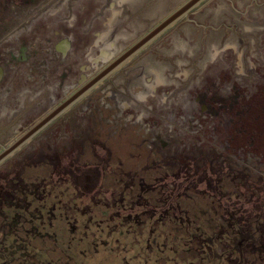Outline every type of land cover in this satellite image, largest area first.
Returning a JSON list of instances; mask_svg holds the SVG:
<instances>
[{
  "label": "flooded vegetation",
  "instance_id": "flooded-vegetation-1",
  "mask_svg": "<svg viewBox=\"0 0 264 264\" xmlns=\"http://www.w3.org/2000/svg\"><path fill=\"white\" fill-rule=\"evenodd\" d=\"M254 1L255 7L232 10L231 23H196L191 37L199 49L185 56L194 69L181 72L179 62L180 73H169L166 82L170 68L159 58L178 60L186 51L175 35L163 39L167 30L97 80L164 17H145L146 0H0V152L79 93L3 161L46 155L50 178L58 175L60 183L47 179L31 190L21 184L22 196L2 213L45 238L34 203L51 197L47 218L59 206L68 220L84 215L85 227L106 225L107 235L119 230L142 242L140 254L151 264H196L180 262L179 254L197 252L198 240L202 264H223L250 245L263 263L264 0ZM245 18L256 22L241 31ZM131 20L135 26L124 24ZM182 135L190 155H181ZM37 139L47 151H23ZM88 144L99 146L87 152ZM182 192L194 207L212 206L206 219L186 214ZM70 228L77 231L75 223ZM33 237L28 231L23 251L35 245ZM16 238L0 235V255Z\"/></svg>",
  "mask_w": 264,
  "mask_h": 264
},
{
  "label": "rangeland",
  "instance_id": "rangeland-1",
  "mask_svg": "<svg viewBox=\"0 0 264 264\" xmlns=\"http://www.w3.org/2000/svg\"><path fill=\"white\" fill-rule=\"evenodd\" d=\"M135 1L136 0H133V2ZM185 1L186 0H146L144 9L145 17L148 16L150 20L151 18L158 17L156 18L157 20L164 15V17L159 21H155L154 23L150 24V27H153L155 24H159ZM209 1L210 3L207 2L205 4L201 2L202 4L200 3L198 5L199 7H201V10L197 11V14H191L190 12L193 10L192 9L187 15H185L187 16V19L182 17L183 19L180 21L182 27L179 28L177 32H174V27H172L176 22L166 29L167 32L165 33L163 39L171 41L173 35H175V45L177 44L179 47L186 50L184 52V57L178 60H175V54H171V56L169 55L167 57L165 56L164 58H159L158 56L159 62L164 65V68H170V70L168 71L164 69L166 82H168V79H170L171 77L169 73L172 72L175 74V72H179L177 70L179 62L181 72L186 73L189 71V69H194L193 63H189V60L187 61L185 56L190 58V56H192L194 52L199 49L198 39L191 37V35H198L199 30L194 31V29H196L194 28V25L196 23L216 25L226 24L228 21L229 23H231L232 18L237 17L232 14L234 12L232 10L255 7L254 0ZM198 6H196L195 8H197ZM255 22L256 21L252 20V18H245L242 21H239L241 31L246 27H253L255 25ZM135 23L137 22H124V24H131L132 26H135ZM190 30L192 31L190 32ZM171 47V44H169L168 51L173 52V48ZM188 138V135L185 138L184 136L182 137V140L180 142L181 155H190L189 147H191V145ZM38 142H41V140L37 139V141L32 142V144L30 143V146L28 145L23 151L27 153L32 151H47L48 144H39ZM97 146H99V144H95V147L93 149V147L88 144L86 148L87 152H94ZM34 147L36 148L35 150L32 149ZM192 154H194V152ZM229 157L235 165L234 161L236 158H232L231 156ZM58 160L59 159H57L56 161ZM59 161L65 163V160L64 158L62 159L61 155ZM59 161L56 168L61 170L62 166ZM52 169L53 167L46 159V155H15L9 158L7 161L0 163V235H11L13 233V235L20 237L16 238L15 240H10V248L9 250L6 249V251L4 252L7 253L6 256H3L2 254L0 255V264H151V261L147 260V257L145 255L140 254L142 251V242L136 239L131 240L130 236L127 238H123L119 230L114 231L110 235H107V233L110 232V229H108L106 225L101 224L100 226H96L93 222V224H89V227H85L86 220L84 215H77L75 213H72L69 215L68 220V218L60 212L59 206L55 207V209L52 210L53 214H55V217L47 218V212L51 210V208L55 205L53 204V199L51 197L44 200L42 204H39L38 201L34 203L37 208H41L40 212L44 217L42 222L39 221L37 222V224L40 227L41 232L48 236H45V238L49 239H45L40 236L37 233V230L31 225L27 224L25 226H19L14 220L11 221L10 219H8L6 213H2L3 208L8 209L12 205L11 203L13 201V198L16 199L17 195L22 196L21 194H18V186H21V184H23L22 187H26L31 190V188H33V184L38 185L42 182H47V179L49 182L50 180H52V182L56 181L55 183H60L58 175L54 178H50ZM38 193L41 194V192ZM182 193L186 196L189 195V192ZM190 199L191 198L187 196L182 198L181 200L182 206L187 212L186 214L189 215L190 211L192 212L190 213L192 216L199 217L200 215H202V218L205 217L206 219V217H208V214L206 212H208L212 206L208 207L207 203L200 204L199 207H194L191 204ZM200 201L202 203L201 199ZM212 216L214 220H217V217H214V215ZM69 222L75 223L77 230L76 232H73V230H71ZM231 225H227V228H229ZM205 226H207V224H201L202 228H205ZM213 226H216V224L214 223ZM138 230L141 231L140 228ZM28 231L31 233V235L34 236L33 240L35 241L34 243L36 246L27 245V249L23 251V249L26 248V246L23 244V241L27 242L29 240L27 238ZM162 231L164 230L162 229ZM181 231H183L182 225ZM238 241L239 240H237L236 243L233 242L232 246L234 245L235 247H237ZM138 242L140 243L136 244ZM201 242V240H198V244H196L197 252L192 250L188 251L187 254H184L185 252L180 253V262L182 260L183 263L189 258L193 259L196 264H202V260L206 258H203L201 256V250L199 246V243ZM221 247L223 250L226 245H223ZM226 248L229 247L227 246ZM21 251L22 253H20ZM149 253L150 252H147V254ZM254 253L255 252L253 246L250 245L245 250H236L234 253L229 254L226 260H222L221 262L223 264H236L237 261L243 257L242 259L244 261L242 262V264H258L257 256ZM23 254H25V256H23ZM206 255L209 256L208 254ZM189 261L190 260H188V262ZM173 262L174 261H172L171 264H173ZM261 264H264V262Z\"/></svg>",
  "mask_w": 264,
  "mask_h": 264
},
{
  "label": "water",
  "instance_id": "water-1",
  "mask_svg": "<svg viewBox=\"0 0 264 264\" xmlns=\"http://www.w3.org/2000/svg\"><path fill=\"white\" fill-rule=\"evenodd\" d=\"M204 0H186L182 5L175 9L171 14H169L165 19H163L157 26L148 32L143 38H141L134 46H132L125 54H123L119 59L112 63L108 68H106L97 80L105 76L111 70H113L117 65L139 50L141 47L146 45L148 42L156 38L160 33L165 31L180 18L187 15L192 9L198 6ZM79 93L72 96L69 100L60 105L57 109L49 113L42 120H40L35 126L29 129L25 134H23L16 141L11 143L9 146L4 148L0 152V163L7 159L10 154L16 151L20 146H22L26 141H28L32 136H34L40 129L45 127L52 119H54L60 112H62L69 104H71L77 97Z\"/></svg>",
  "mask_w": 264,
  "mask_h": 264
}]
</instances>
